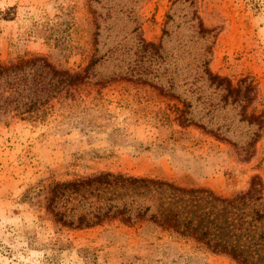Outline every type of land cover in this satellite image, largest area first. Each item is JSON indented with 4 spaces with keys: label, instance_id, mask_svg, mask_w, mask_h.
Instances as JSON below:
<instances>
[{
    "label": "rangeland",
    "instance_id": "374dc122",
    "mask_svg": "<svg viewBox=\"0 0 264 264\" xmlns=\"http://www.w3.org/2000/svg\"><path fill=\"white\" fill-rule=\"evenodd\" d=\"M22 56L87 77L0 121V264H236L151 215L264 264V0H0V62ZM102 172L196 192L91 186L54 212L132 224L62 227L50 187Z\"/></svg>",
    "mask_w": 264,
    "mask_h": 264
},
{
    "label": "trees",
    "instance_id": "16d2710c",
    "mask_svg": "<svg viewBox=\"0 0 264 264\" xmlns=\"http://www.w3.org/2000/svg\"><path fill=\"white\" fill-rule=\"evenodd\" d=\"M39 66L37 70L28 78L29 73L26 70L30 67ZM47 77L50 79L47 80ZM84 70L71 71L69 69H57L51 65L45 57L22 56L8 63L0 62V121L4 125L8 124L10 119L20 118L22 120H36L44 116L47 108L53 100H60L64 94L70 93L79 89L86 79ZM56 80V82L54 81ZM72 91V92H71ZM174 112L178 114L180 110L175 108ZM180 116V115H179ZM180 123H183L181 121ZM95 187H155L169 188L172 190L192 193L196 191L185 190L176 187L172 183L152 180L147 178H138L125 176L122 174H112L102 172L81 180H73L66 182H56L49 189L48 208L52 207L53 216L57 218V222L62 227L69 229H81L91 226L101 225L104 222L120 221L124 225H131V217L126 214L123 209L116 210L112 214L109 210L103 214H98L92 219L87 217V214H80L76 217V221L72 219L66 220L62 212H54V204L56 199L64 197V195L79 193L83 189ZM201 192V191H199ZM210 196L214 193L209 190H202ZM253 196L249 191L241 195L238 200L243 201L248 197ZM252 198V197H251ZM144 213H138L137 217H142ZM144 217V216H143ZM149 220L154 224L162 227L165 230H172L174 233L189 241L197 244H203L208 251L213 255H221L233 260L236 264H251L236 247L226 245L221 241H210L206 239L207 232H197V227H192V222L184 223L185 229H177V224L174 223V217H166L159 222L155 215H151ZM74 222H76L74 224ZM191 226V228H189Z\"/></svg>",
    "mask_w": 264,
    "mask_h": 264
}]
</instances>
